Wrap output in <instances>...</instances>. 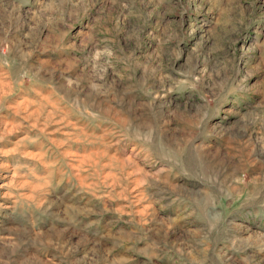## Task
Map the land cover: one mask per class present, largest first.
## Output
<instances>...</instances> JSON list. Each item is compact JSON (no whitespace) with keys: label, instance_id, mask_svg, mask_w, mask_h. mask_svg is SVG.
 I'll use <instances>...</instances> for the list:
<instances>
[{"label":"rangeland","instance_id":"rangeland-1","mask_svg":"<svg viewBox=\"0 0 264 264\" xmlns=\"http://www.w3.org/2000/svg\"><path fill=\"white\" fill-rule=\"evenodd\" d=\"M0 264H264V0H0Z\"/></svg>","mask_w":264,"mask_h":264},{"label":"bare ground","instance_id":"bare-ground-1","mask_svg":"<svg viewBox=\"0 0 264 264\" xmlns=\"http://www.w3.org/2000/svg\"><path fill=\"white\" fill-rule=\"evenodd\" d=\"M130 158V157H129ZM128 159V158H127ZM131 160V159H130Z\"/></svg>","mask_w":264,"mask_h":264}]
</instances>
